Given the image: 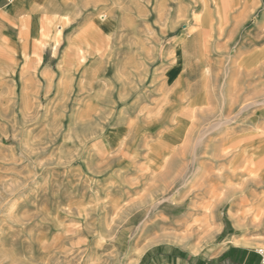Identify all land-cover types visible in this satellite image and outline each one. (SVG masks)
<instances>
[{
    "label": "rangeland",
    "instance_id": "1",
    "mask_svg": "<svg viewBox=\"0 0 264 264\" xmlns=\"http://www.w3.org/2000/svg\"><path fill=\"white\" fill-rule=\"evenodd\" d=\"M51 10L50 76L0 69V264H262L264 0Z\"/></svg>",
    "mask_w": 264,
    "mask_h": 264
},
{
    "label": "crops",
    "instance_id": "2",
    "mask_svg": "<svg viewBox=\"0 0 264 264\" xmlns=\"http://www.w3.org/2000/svg\"><path fill=\"white\" fill-rule=\"evenodd\" d=\"M57 1L0 0V47L3 51L0 69L10 77L8 84L14 83L17 90L29 79L35 82L42 74H51L46 63L55 54L48 57L43 44L46 41L41 37L46 22L51 19V7Z\"/></svg>",
    "mask_w": 264,
    "mask_h": 264
},
{
    "label": "built area",
    "instance_id": "3",
    "mask_svg": "<svg viewBox=\"0 0 264 264\" xmlns=\"http://www.w3.org/2000/svg\"><path fill=\"white\" fill-rule=\"evenodd\" d=\"M259 255L261 257V263L264 264V250L259 251Z\"/></svg>",
    "mask_w": 264,
    "mask_h": 264
},
{
    "label": "bare ground",
    "instance_id": "4",
    "mask_svg": "<svg viewBox=\"0 0 264 264\" xmlns=\"http://www.w3.org/2000/svg\"><path fill=\"white\" fill-rule=\"evenodd\" d=\"M149 131H153V130H149ZM4 201V200H3ZM4 202H0V213L2 212V209H4ZM11 211V210H10ZM2 219V218H1Z\"/></svg>",
    "mask_w": 264,
    "mask_h": 264
}]
</instances>
